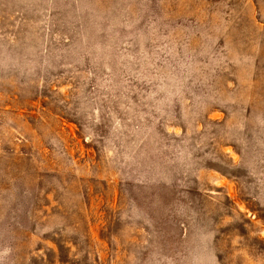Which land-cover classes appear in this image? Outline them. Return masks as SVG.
<instances>
[{"label": "rangeland", "instance_id": "374dc122", "mask_svg": "<svg viewBox=\"0 0 264 264\" xmlns=\"http://www.w3.org/2000/svg\"><path fill=\"white\" fill-rule=\"evenodd\" d=\"M0 264H264V0H0Z\"/></svg>", "mask_w": 264, "mask_h": 264}]
</instances>
